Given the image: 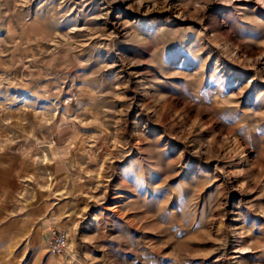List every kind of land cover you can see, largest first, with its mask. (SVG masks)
I'll return each mask as SVG.
<instances>
[{
    "label": "rangeland",
    "instance_id": "374dc122",
    "mask_svg": "<svg viewBox=\"0 0 264 264\" xmlns=\"http://www.w3.org/2000/svg\"><path fill=\"white\" fill-rule=\"evenodd\" d=\"M42 207L65 251L9 264H264V0H0V208Z\"/></svg>",
    "mask_w": 264,
    "mask_h": 264
},
{
    "label": "crops",
    "instance_id": "0c3cea01",
    "mask_svg": "<svg viewBox=\"0 0 264 264\" xmlns=\"http://www.w3.org/2000/svg\"><path fill=\"white\" fill-rule=\"evenodd\" d=\"M37 194L38 198L43 196L41 190H39ZM7 209L0 208V264H9L11 258H6V253H8L18 241H25L26 248L28 249L27 251H32L42 247L43 241L40 237L45 235L48 236L53 230L63 232V226L60 225L62 221L56 214L53 215L55 221L51 222L47 219L44 220L45 210L43 207L37 211L25 209L19 216L8 219ZM48 257L54 259L56 255H50ZM29 259L32 261L31 257ZM2 260H4V262ZM14 262L16 263L12 264H23V260L21 261V259Z\"/></svg>",
    "mask_w": 264,
    "mask_h": 264
},
{
    "label": "built area",
    "instance_id": "2783aa9c",
    "mask_svg": "<svg viewBox=\"0 0 264 264\" xmlns=\"http://www.w3.org/2000/svg\"><path fill=\"white\" fill-rule=\"evenodd\" d=\"M45 240L47 241L48 250L52 255L63 253L67 247L65 235L58 230L51 231Z\"/></svg>",
    "mask_w": 264,
    "mask_h": 264
},
{
    "label": "bare ground",
    "instance_id": "6f19581e",
    "mask_svg": "<svg viewBox=\"0 0 264 264\" xmlns=\"http://www.w3.org/2000/svg\"><path fill=\"white\" fill-rule=\"evenodd\" d=\"M64 235H65V233H63ZM65 237H66V235H65Z\"/></svg>",
    "mask_w": 264,
    "mask_h": 264
}]
</instances>
